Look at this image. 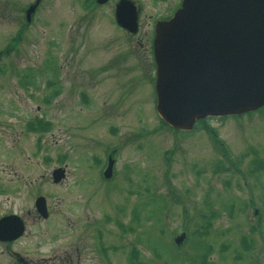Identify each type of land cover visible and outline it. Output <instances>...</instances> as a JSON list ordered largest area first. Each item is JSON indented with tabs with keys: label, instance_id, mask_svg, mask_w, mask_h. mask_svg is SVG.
Instances as JSON below:
<instances>
[{
	"label": "rangeland",
	"instance_id": "obj_1",
	"mask_svg": "<svg viewBox=\"0 0 264 264\" xmlns=\"http://www.w3.org/2000/svg\"><path fill=\"white\" fill-rule=\"evenodd\" d=\"M30 2L0 0V112H15L18 130L37 117L18 146L0 150V180L16 192L3 209L25 213L37 194L49 211L46 221L27 217L23 253L63 257L54 264H264V110L180 134L155 110L150 39L118 30L112 3L87 12L77 0H45L26 26ZM141 2L147 17L160 9ZM57 168L66 179L56 185ZM157 195L161 223L136 224L135 211ZM200 213L212 217L203 242L193 235ZM160 229L170 262L135 243ZM182 233L189 239L175 247ZM201 243L211 255L202 256Z\"/></svg>",
	"mask_w": 264,
	"mask_h": 264
},
{
	"label": "water",
	"instance_id": "obj_2",
	"mask_svg": "<svg viewBox=\"0 0 264 264\" xmlns=\"http://www.w3.org/2000/svg\"><path fill=\"white\" fill-rule=\"evenodd\" d=\"M33 10L28 9L27 16ZM115 19L122 28L136 31L129 2L117 4ZM153 58L156 112L171 128L191 131L207 117L240 116L263 108L264 0H183L172 19L155 26ZM112 166L109 159L105 179L111 177ZM64 176L62 169L52 172L55 184ZM35 206L46 218L44 199L38 198ZM22 231L18 223L9 234L6 221H0V234L10 239Z\"/></svg>",
	"mask_w": 264,
	"mask_h": 264
},
{
	"label": "flooded vegetation",
	"instance_id": "obj_3",
	"mask_svg": "<svg viewBox=\"0 0 264 264\" xmlns=\"http://www.w3.org/2000/svg\"><path fill=\"white\" fill-rule=\"evenodd\" d=\"M44 1L45 0H31V2L26 5V8L24 10V22L26 26L33 24L34 19L36 15L39 14ZM77 1L80 3L81 7L87 12L93 9L105 7L112 3L114 5L113 16H114V23L116 25V28L131 39H138V40H144V38L150 39L151 45L155 35L156 24L158 22L168 21L174 15V13L181 7L182 4V0H152L154 3L160 4V9L157 10L152 16L147 17L143 13L144 7L142 5L141 0H105L103 3H98L97 0H77ZM121 1L130 2V4L134 8V15L136 17L135 32H129L128 30L122 28L117 24L115 20V8L117 4ZM33 6H35L34 10L30 12L29 16H27L26 10ZM22 29L20 28L18 32L23 31ZM14 38L19 39V36H16ZM31 115L32 114H30V116ZM3 116L4 117L6 116L7 118H4ZM11 120H15V121H11ZM17 124L18 122L15 112H9V113L0 112V150H2L5 145L10 146V150H13L16 146H18L20 137L22 135H25L28 130L31 131L36 129L37 117L35 116V114L32 117H29V119L23 123V128L21 130H18L16 128ZM1 156L4 157L3 152L2 155H0V158ZM1 162L2 161L0 159V165ZM15 194H16L15 187L12 184H10V182L0 180V221L2 220L6 221L9 234H11L14 231L16 224L19 223L23 227L22 233L15 239H10L5 232H3V234H0V264H54L55 262L62 260L63 257L60 258V256H56V255L45 258H41V257L38 258L36 256H32L29 254L25 255L23 253L28 250L26 249L23 250L19 243L21 239L27 235V229H28L27 217H32L31 220L41 219L42 221H46L49 219V211H48V216L45 219L38 216L35 207L37 194L34 195L33 209L27 210L25 211V213H22L21 211L18 210H11L10 208L3 209L4 204L2 203V201H4L5 198L9 199V197L14 196Z\"/></svg>",
	"mask_w": 264,
	"mask_h": 264
},
{
	"label": "trees",
	"instance_id": "obj_4",
	"mask_svg": "<svg viewBox=\"0 0 264 264\" xmlns=\"http://www.w3.org/2000/svg\"><path fill=\"white\" fill-rule=\"evenodd\" d=\"M23 79L29 80L30 77H28V75H27ZM198 125H199V122L196 123L194 130L198 129ZM217 147H218V150L221 152V154H223L224 152H223L222 146L220 144H218ZM224 157H226V156L224 155L223 158ZM225 160H226V158H225ZM256 162L257 161H255V163ZM258 163H256L258 165L256 167L257 169L259 166L261 168L259 161H258ZM217 167L220 171H222V170L226 171L227 170V167L224 166V164L221 162H219L217 164ZM162 207H163L162 198L158 195L157 196H151L150 199H148V201L143 205V207H141V209H139V210L136 209L137 211H135V214H134L135 223L139 224L145 219L152 222V223H155V224L161 223L162 217L160 215V211H161ZM230 213H232V211H230ZM199 217L201 220V225H200L199 230H196V232H194L193 235L197 236L200 239V241L203 242L210 235V232H211L210 231V223L212 221V219H211L212 217L210 216V214L208 215V214H204V213H200ZM164 237H165L164 229H160L159 234H157V236L152 235V234H148L147 232L143 231L137 235V238L135 239L136 240L135 243L138 245L144 246V248H146L149 252L152 253V255L155 259L164 260L165 262H170V261H172L171 260L172 257L170 259H168V257H169V254H171V247L169 244H167L165 242ZM203 244L204 243H201V245L199 246L200 250L202 251V256H205V253H206V255L207 254L211 255V252H212L211 251L212 250L211 245L210 244L203 245ZM168 250L170 252L167 255Z\"/></svg>",
	"mask_w": 264,
	"mask_h": 264
}]
</instances>
